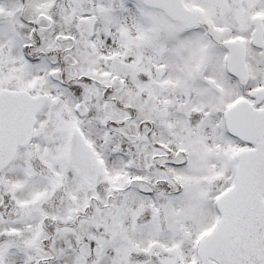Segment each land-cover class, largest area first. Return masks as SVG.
Returning a JSON list of instances; mask_svg holds the SVG:
<instances>
[{"label":"snow or ice","instance_id":"snow-or-ice-1","mask_svg":"<svg viewBox=\"0 0 264 264\" xmlns=\"http://www.w3.org/2000/svg\"><path fill=\"white\" fill-rule=\"evenodd\" d=\"M0 264H264V0H0Z\"/></svg>","mask_w":264,"mask_h":264}]
</instances>
